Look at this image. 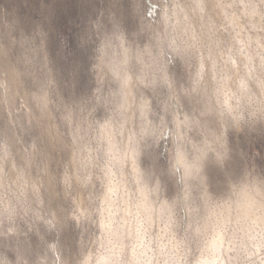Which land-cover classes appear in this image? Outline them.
Returning a JSON list of instances; mask_svg holds the SVG:
<instances>
[{"label":"clouds","instance_id":"9594fccd","mask_svg":"<svg viewBox=\"0 0 264 264\" xmlns=\"http://www.w3.org/2000/svg\"><path fill=\"white\" fill-rule=\"evenodd\" d=\"M159 7L151 22L139 0H0V26L19 28L45 65L46 45L58 39L64 53L70 39L93 95L116 86L105 119L68 120L58 176L33 182L0 156V264H264V168L233 171L230 146L231 135L264 139V0ZM165 49L193 61L181 90L203 107L191 118L171 108ZM167 182L182 185L171 199Z\"/></svg>","mask_w":264,"mask_h":264},{"label":"rangeland","instance_id":"374dc122","mask_svg":"<svg viewBox=\"0 0 264 264\" xmlns=\"http://www.w3.org/2000/svg\"><path fill=\"white\" fill-rule=\"evenodd\" d=\"M159 2L139 0L145 20L155 22L159 18ZM163 3L167 4L168 0H163ZM18 6L25 11L31 4L20 3ZM9 25L10 22L5 21L0 26V156L7 152L17 169L23 170L25 179L45 182L49 177L61 174L67 163L69 154L65 142L69 131L68 120L71 119L74 126L78 118L85 116L90 121L105 119L111 106L108 93L116 86L106 80L99 96H94L93 91L97 87L94 74L88 70L89 63L74 51L70 39L69 48L64 53H60L58 39L46 45L48 61L45 65L43 53L33 51V45L22 40L20 29ZM25 35L29 33L25 32ZM65 35L68 33L65 32ZM165 59L168 73L176 83L179 99V103L172 101L171 108L180 119L185 116L191 118L203 107L198 97L186 95L181 90V86L185 89L189 87L193 61L187 57L182 60L168 55L166 49ZM132 71L134 75L137 72L135 68ZM142 91L150 100L151 108L162 114L153 99V92ZM159 91L167 99V92ZM45 94L50 102L48 118L41 117V98ZM134 94L139 98L138 92ZM166 123L171 130L170 117ZM168 146V136L165 135L161 141V152L166 153ZM230 146L233 148V171L239 172L253 165L264 168V139L231 135ZM181 190L182 185L178 182L164 184L167 199Z\"/></svg>","mask_w":264,"mask_h":264}]
</instances>
